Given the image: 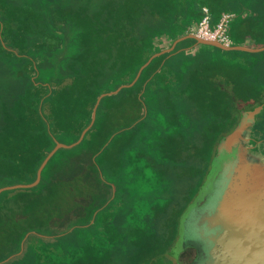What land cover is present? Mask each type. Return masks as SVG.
<instances>
[{"label": "trees", "instance_id": "1", "mask_svg": "<svg viewBox=\"0 0 264 264\" xmlns=\"http://www.w3.org/2000/svg\"><path fill=\"white\" fill-rule=\"evenodd\" d=\"M203 7L211 26L231 15V44L264 46V0H0V187L33 181L55 141L78 138L97 96L189 33ZM231 53L264 50L186 37L103 97L35 186L0 193V264H173L217 142L264 103L258 75L246 78L254 64L227 65L224 82ZM255 128L264 137V108Z\"/></svg>", "mask_w": 264, "mask_h": 264}, {"label": "water", "instance_id": "2", "mask_svg": "<svg viewBox=\"0 0 264 264\" xmlns=\"http://www.w3.org/2000/svg\"><path fill=\"white\" fill-rule=\"evenodd\" d=\"M186 37L193 38L197 44L211 45L222 50H264V46L226 45L202 39L193 33L175 39L168 47L150 55L129 83L99 94L92 106L89 123L81 130L78 138L69 144L55 141L37 167L33 181L0 187V193L35 186L40 180L43 167L58 149L71 148L82 140L94 122L96 108L103 97L131 86L153 57L171 52L175 44ZM263 108L264 103L240 110L233 129L217 142L206 177L180 219L179 234L170 249L172 258L177 259L188 247H196L193 264H264V153L250 143L256 116Z\"/></svg>", "mask_w": 264, "mask_h": 264}, {"label": "rangeland", "instance_id": "3", "mask_svg": "<svg viewBox=\"0 0 264 264\" xmlns=\"http://www.w3.org/2000/svg\"><path fill=\"white\" fill-rule=\"evenodd\" d=\"M249 43L250 42H248V44ZM249 53H257V52H249ZM224 59H225L224 63H227V64L226 65L223 64V65H220V67H218V72L222 74L224 82L226 79L227 71L230 68V66L236 64V61H241L243 63L245 62L248 68H250L252 64H254L258 68V73L255 72V74H253L252 72L251 73L248 72L246 78H250L252 75L253 76L258 75L257 84L258 86H261L262 88H264V54L260 53V54H249L248 56H242L241 54L231 53V54H228L226 57H224ZM227 65H230V66H227ZM232 86H233L232 83L223 84L224 88L233 89ZM238 103H239L238 99L234 98L232 101V104L238 105ZM193 257H194V250L192 248H186V250H184L183 252L179 254L177 259L172 258V261H173V264H177V263L188 264L193 259Z\"/></svg>", "mask_w": 264, "mask_h": 264}, {"label": "built area", "instance_id": "4", "mask_svg": "<svg viewBox=\"0 0 264 264\" xmlns=\"http://www.w3.org/2000/svg\"><path fill=\"white\" fill-rule=\"evenodd\" d=\"M202 10L205 12V15L195 27L190 29L189 33H193L202 39L219 41L226 45L231 44V41L226 35L227 23L231 15L223 14L218 22L211 26L207 8L203 7Z\"/></svg>", "mask_w": 264, "mask_h": 264}, {"label": "flooded vegetation", "instance_id": "5", "mask_svg": "<svg viewBox=\"0 0 264 264\" xmlns=\"http://www.w3.org/2000/svg\"><path fill=\"white\" fill-rule=\"evenodd\" d=\"M256 119H257V116H256ZM253 130H254V134L252 138L250 139V143L253 144L255 147H258L259 149H261V151L264 153V137H262L261 134H256L255 126ZM191 248L194 250V257L188 264H193V261L195 260V256H196V247H191Z\"/></svg>", "mask_w": 264, "mask_h": 264}]
</instances>
